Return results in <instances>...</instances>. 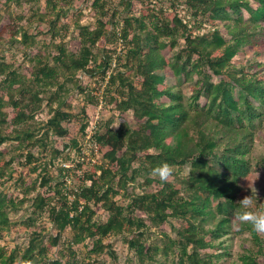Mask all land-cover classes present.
<instances>
[{"label":"trees","instance_id":"1","mask_svg":"<svg viewBox=\"0 0 264 264\" xmlns=\"http://www.w3.org/2000/svg\"><path fill=\"white\" fill-rule=\"evenodd\" d=\"M57 1L47 0L45 13H40V0H12L29 4L34 10L27 24L33 29L42 24L49 34V41L40 44L44 51L38 48L26 54L28 74L8 58L15 43L38 46L36 34L16 27L9 46L0 48V147L17 143L18 153L5 160L0 149V179L6 175L12 179L14 161L21 168L36 163L30 172L38 173L30 184L18 176L15 182L22 189L16 202H9L0 190V233L16 226L30 231L24 248L0 245V264H14L18 258L33 264H50V260L51 264H106L97 257L103 253L102 240L118 235L124 236L133 254L126 264H257L258 257H264V236L236 221L235 213L245 179L264 171V156L253 155L257 132L264 124V80L257 77L264 74V64L236 67L233 61L245 50L264 55V0H158V6L147 1L155 11L150 23L131 13L130 0H120L122 9L112 11L106 0H91L93 27L73 25L77 52L69 51L61 36ZM60 1L69 5L71 0ZM163 1L183 6L187 18H169ZM46 12L54 14L47 25ZM120 23L129 32L120 34ZM107 25L111 29L106 32ZM103 38L114 47L102 49L99 57L94 49ZM118 42L122 43L119 53ZM81 76H98L102 106L119 114L139 113L140 124L134 128L120 121L113 127L110 119L103 132L96 128L101 154L91 165L95 171L73 174L79 185L66 194L64 177L69 170L61 164L74 163L81 169L75 159L88 131L81 124L79 136L67 138V125L74 118L66 104L68 86L84 94L89 105L100 103L99 96L81 85ZM7 108L16 111L11 119ZM45 109L48 117L36 127L37 116ZM30 144L41 148L40 156L24 157ZM47 154L50 158L45 162L41 157ZM162 163L173 166L171 178L178 187L150 175ZM49 167L56 170L54 175ZM154 178L157 182L150 192ZM131 185L138 192H128ZM37 189L53 196L29 197ZM117 197L126 201V213L115 218L109 207ZM25 203H30L29 216L13 220ZM96 206L108 214L105 221L95 220ZM45 214L52 232L38 225ZM145 222L154 229L169 225L174 237L148 243ZM243 234L248 235L249 246L232 260L229 242ZM85 240L94 248L80 257ZM46 244L67 250L65 262L49 258Z\"/></svg>","mask_w":264,"mask_h":264},{"label":"rangeland","instance_id":"2","mask_svg":"<svg viewBox=\"0 0 264 264\" xmlns=\"http://www.w3.org/2000/svg\"><path fill=\"white\" fill-rule=\"evenodd\" d=\"M47 0H40L39 3V12L45 13V4ZM120 0H106V2H109V9L112 10H121L122 7L119 5ZM133 2L134 7L131 10V13L133 15H136L138 17H143L146 22L150 23L155 16V11L152 9L151 6H149L148 2L152 3L153 5L158 6L160 1L158 0H130ZM148 1V2H147ZM66 2V1H65ZM68 2V1H67ZM69 5L65 4L64 1H57V9H61L60 18L58 19V27H62L61 29V36L66 43V46L69 51L71 52H77L79 49V41L77 40V31L73 28V25L75 23L81 24V25H90V27H93V11L90 8L91 0H71L68 2ZM163 5V8L166 10L165 14L169 18L173 16H178L182 19H186L188 14L186 13L183 6L179 5H173L170 6L169 3L166 1H163L161 3ZM34 9H30V5L27 3H20V5L15 4L12 2V0H0V39L1 45L0 48H7L8 42L12 41V34L11 31L15 29L16 27H23L24 29L29 31V34H36V40L39 41V45L36 47L27 48L21 44L15 43L11 46V54L8 58L10 62H13L15 65H22V72L25 74L29 73L28 69V63H27V57L29 53L34 54L40 48L44 51L42 45H40L42 42L47 43L49 41V34L47 35L46 30L47 27L42 24H37L35 29L33 27H29V24H27V20L31 17L32 11ZM67 10V14L64 17L63 13ZM53 13L46 12V17L44 18L45 24L47 25L51 19H53ZM120 16H118L119 18ZM22 18V20L20 19ZM34 22V21H32ZM36 22V21H35ZM36 24V23H35ZM65 27L66 29H63ZM106 32L111 29L110 25H107ZM118 32L122 34L123 32H129L127 29L122 30V25L118 26ZM194 32V31H193ZM16 40H19V36L15 37ZM114 46L111 44H108L105 39H101L94 49V52L100 57L102 53V49H112ZM122 48V43L118 42L116 46V52L119 53L120 49ZM28 54V55H26ZM165 59H168V52L165 51ZM263 54V53H262ZM26 55V57H25ZM24 58V59H23ZM235 66L239 67L241 65H255L259 62H262L264 64V55L261 56H254L253 51L251 50H245L243 53H241L239 56H237L234 61ZM46 62H43L45 64ZM115 66V63L112 64L111 68L113 69ZM264 70V69H263ZM264 72V71H263ZM107 76V75H106ZM259 79L264 80V74H260L257 76ZM81 85L86 88V92L92 93V94H103V87H99L98 83L100 82L99 77L90 78L87 79L84 76H81ZM71 91L67 95L66 98V104L69 105L71 114L74 115V118H72L71 122L67 125L68 128V135L67 138L74 139L79 136V127L81 124H85L88 128L91 129V126H96V128L100 127V132H103L104 124L108 120L112 119L114 121L113 127H116L118 122L125 121L130 126L136 128L139 126L138 121V115L139 113H122L119 114L115 111H113V107L111 106H99V104H93L89 105L85 99V95L79 93L78 90H74V88L68 86ZM162 89V87H159ZM184 92L188 93L189 89L184 88ZM1 94V93H0ZM84 108V114L81 113V110ZM7 115L8 118L11 119L16 111H14L12 108H7ZM48 115L46 113V109L38 114L36 119L35 126H41V122H44L47 119ZM19 134L21 132H18ZM255 140V149L253 152V155H261L264 156V124L260 127V130L257 132ZM62 144V141H57V145L60 146ZM17 145V143H9L4 144L0 147V149L5 154V160H8L11 156L17 157L18 153L16 150H14V147ZM41 148L37 145H28L27 148L24 150L23 154L24 157H28L29 154H34L35 157L40 156ZM44 154V153H43ZM46 154V153H45ZM101 154V153H100ZM42 159L48 160L50 158V154H47V157H41ZM23 161V159H22ZM36 163H33L26 168H21L17 164V161H14V164L12 165L13 170L15 171V174L12 176V179H7V175L0 179V190L4 192L9 202H16L21 198V187L19 182H15L18 176L20 175L21 178L24 180V182H27V184H30L34 181V178L37 176L36 173H31L30 168H32ZM58 163H55V167L58 166ZM0 166H2V163H0ZM87 169L91 172H94L95 169L91 165H87ZM86 169V170H87ZM50 173L54 175L55 169L53 167H49ZM8 172V171H6ZM258 173V178H257ZM99 175V172L96 173V176ZM67 178H73L67 181L69 183V188L66 190V192H69V190H73V188H76L77 185H79V181L77 177H67ZM76 178V179H74ZM257 178V179H256ZM153 184L152 187L149 189V191H153L155 188V183L157 182L154 179H151ZM169 181H172L177 187V182L170 177ZM75 184V186H74ZM243 192L240 195V198L242 199L245 195H252L255 193V189L257 190V202L258 206L264 205V171L256 172V173H250L248 177L243 182ZM133 188L132 185L129 187L128 192H138L137 190L131 189ZM36 193L41 194L42 196L46 198H50L53 196V193L50 191H47L46 189H37L35 192L31 193L29 197L34 196ZM72 195V193H71ZM70 195V198H72ZM59 202V201H57ZM126 201L123 200L120 197H117L115 200H113L110 203L109 211L113 214L115 218L120 217L122 214L126 213ZM31 211L30 203H25L23 207L19 210L18 214L15 216L13 220H19V218H26L29 216V213ZM96 215L95 220L97 222H103L107 218V213L99 208L98 206L95 207ZM138 215L143 216V214L138 213ZM39 221L38 225L43 226L48 232H52V228L50 224L47 221V214L43 215ZM84 221L82 220L83 224ZM148 230V243H152L156 240V238H161L164 236H168L173 238L174 234L170 230L169 225L165 224L162 227L158 229L151 228L148 222H145ZM175 225H179L178 223L174 222ZM188 227L187 224L182 223V225ZM181 225V224H180ZM233 232L236 231V228H233ZM29 232L25 231L21 226L12 227L8 232H1L0 235L2 239H0V245H6L9 250H11L14 247L17 248H24L28 242L29 239ZM54 235V232H53ZM70 237L69 233H65L63 235V238ZM123 237L121 235L118 236H109L102 240L101 246L103 248V253L100 254L98 257V260L105 262L106 264H126L128 258H132L133 255L128 249L126 244L123 242ZM248 235L243 234L240 236H233V239L229 242L230 244V254L231 259L235 260L238 258V256L241 253H244V250L248 248L249 243L247 241ZM263 237V236H261ZM157 244L160 246V244L157 242ZM48 247V251L46 252L47 256L49 258H56L62 261V263L65 262L66 258L69 256V252L62 247H50L48 244H46ZM81 252L79 253L80 257H83L84 255L88 254L87 252L94 248L93 243L89 240H85L82 245H80ZM112 254L114 257H112ZM92 257V256H91ZM93 264V262L89 263ZM135 264V262L133 263ZM257 264H264V257H258Z\"/></svg>","mask_w":264,"mask_h":264},{"label":"clouds","instance_id":"3","mask_svg":"<svg viewBox=\"0 0 264 264\" xmlns=\"http://www.w3.org/2000/svg\"><path fill=\"white\" fill-rule=\"evenodd\" d=\"M173 173V166L169 165L168 163H162L154 167L151 170L150 175L153 177H158L162 182H168ZM237 204L240 206V208L235 213L236 221H238L240 224L250 225L253 232H255L257 235L264 236V205L258 206L257 190L255 189V193L252 191V195L250 196L245 195L237 202ZM14 264H33V262L18 258Z\"/></svg>","mask_w":264,"mask_h":264},{"label":"built area","instance_id":"4","mask_svg":"<svg viewBox=\"0 0 264 264\" xmlns=\"http://www.w3.org/2000/svg\"><path fill=\"white\" fill-rule=\"evenodd\" d=\"M95 95L99 96V98H100L99 106L101 107L102 106L101 95L96 94V92H95ZM90 128L91 129H88V131L85 135L83 144L80 147V151L78 153V156L75 159L76 163L82 164L81 169H77L75 167L74 163H63V164H61L62 168L69 170L68 175L64 177V186L67 187V189L69 188V183L67 181H69L71 179V178H67V177H71L73 174L78 175V176H82V173L85 172L87 169V165H94V164L98 163L97 157L101 153V148L99 147L98 142L94 138V134L96 132V126H91ZM66 194H69V192H67ZM69 196L70 195H68V198H70Z\"/></svg>","mask_w":264,"mask_h":264}]
</instances>
